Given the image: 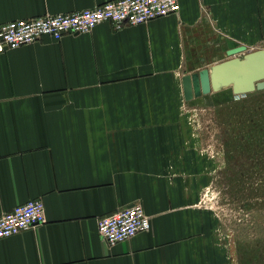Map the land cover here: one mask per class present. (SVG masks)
Returning <instances> with one entry per match:
<instances>
[{
    "label": "crops",
    "instance_id": "obj_1",
    "mask_svg": "<svg viewBox=\"0 0 264 264\" xmlns=\"http://www.w3.org/2000/svg\"><path fill=\"white\" fill-rule=\"evenodd\" d=\"M102 1L0 0V23ZM240 44L264 47V0H179L0 53V213L32 198L45 213L0 240V264H221L200 202L206 158L182 118L199 97L184 99L181 76ZM134 202L150 228L101 240L97 219Z\"/></svg>",
    "mask_w": 264,
    "mask_h": 264
},
{
    "label": "rangeland",
    "instance_id": "obj_2",
    "mask_svg": "<svg viewBox=\"0 0 264 264\" xmlns=\"http://www.w3.org/2000/svg\"><path fill=\"white\" fill-rule=\"evenodd\" d=\"M182 118L189 149L206 158L200 202L221 264H264V88L203 94Z\"/></svg>",
    "mask_w": 264,
    "mask_h": 264
},
{
    "label": "built area",
    "instance_id": "obj_3",
    "mask_svg": "<svg viewBox=\"0 0 264 264\" xmlns=\"http://www.w3.org/2000/svg\"><path fill=\"white\" fill-rule=\"evenodd\" d=\"M179 0H104L93 7L70 12L44 13L0 23V53L38 41L44 36L59 39L64 34L91 30L101 22L115 28L139 24L176 13ZM45 221L44 203L32 198L0 213V240ZM150 228V217L140 202L120 207L97 219V233L108 245Z\"/></svg>",
    "mask_w": 264,
    "mask_h": 264
},
{
    "label": "water",
    "instance_id": "obj_4",
    "mask_svg": "<svg viewBox=\"0 0 264 264\" xmlns=\"http://www.w3.org/2000/svg\"><path fill=\"white\" fill-rule=\"evenodd\" d=\"M226 54L228 58L208 67L183 73L181 84L185 100L228 87L234 95L264 88V47L248 49L240 44L227 49Z\"/></svg>",
    "mask_w": 264,
    "mask_h": 264
}]
</instances>
